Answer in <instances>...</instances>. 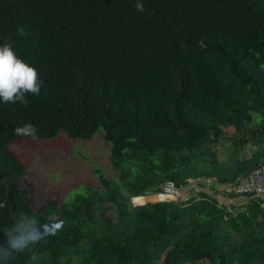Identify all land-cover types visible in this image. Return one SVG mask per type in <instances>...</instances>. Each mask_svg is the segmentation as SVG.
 <instances>
[{"label": "trees", "instance_id": "trees-1", "mask_svg": "<svg viewBox=\"0 0 264 264\" xmlns=\"http://www.w3.org/2000/svg\"><path fill=\"white\" fill-rule=\"evenodd\" d=\"M135 3L0 0V44L12 41L43 81L27 106L0 102V239L17 211L63 223L11 264H264L258 200L231 210L206 193L149 196L190 179L233 190L264 167V0ZM25 123L43 141L102 129L116 178L95 167L98 188L35 208L10 148L31 138L14 133Z\"/></svg>", "mask_w": 264, "mask_h": 264}, {"label": "rangeland", "instance_id": "rangeland-1", "mask_svg": "<svg viewBox=\"0 0 264 264\" xmlns=\"http://www.w3.org/2000/svg\"><path fill=\"white\" fill-rule=\"evenodd\" d=\"M225 132L227 136H233L235 129L231 127L225 129ZM223 146V143L212 146L222 160L226 158ZM10 148L26 167L22 184L31 192L35 208L49 199L60 203L70 193L80 192L82 185L98 188L95 167H100L110 178L117 176L110 167L111 146L105 141L102 129L89 141L72 139L63 133L54 140L24 138L11 144ZM231 188L218 185L213 179L196 182L189 180V185L182 189L180 196L168 197L167 200L180 198L179 200L186 201L200 193H206L231 210L245 206L250 201V198L240 194L232 196L234 190Z\"/></svg>", "mask_w": 264, "mask_h": 264}, {"label": "clouds", "instance_id": "clouds-1", "mask_svg": "<svg viewBox=\"0 0 264 264\" xmlns=\"http://www.w3.org/2000/svg\"><path fill=\"white\" fill-rule=\"evenodd\" d=\"M135 7L139 12H145L147 10L144 0H136ZM18 33L21 36L27 35L23 26L18 28ZM42 87L43 81L39 77V70L35 65L18 55L13 42L9 40L0 44V102H19L27 106L29 103L27 94L32 93L34 95H39ZM14 133L18 137L36 138L39 135V130L36 125L25 123L21 126H17L14 129ZM240 179L238 180V183ZM190 181L194 180L190 179ZM237 184H235V186ZM177 188L182 191L181 188ZM149 196L170 197L164 194V189L160 194ZM134 199L135 198H133L132 203L136 205ZM172 200L176 199L172 198ZM161 201H167V199ZM12 220V224L6 229V238L0 239V264H11L15 253L23 252L30 246L44 240L46 237L57 234V232L63 227L62 221L58 219H53L46 223H40L36 216L27 215L22 211L13 213Z\"/></svg>", "mask_w": 264, "mask_h": 264}, {"label": "built area", "instance_id": "built-area-1", "mask_svg": "<svg viewBox=\"0 0 264 264\" xmlns=\"http://www.w3.org/2000/svg\"><path fill=\"white\" fill-rule=\"evenodd\" d=\"M163 189L164 194L170 197H178L181 193L173 182H167ZM233 190L235 194L258 200L261 209L264 210V167L255 169L242 177Z\"/></svg>", "mask_w": 264, "mask_h": 264}]
</instances>
